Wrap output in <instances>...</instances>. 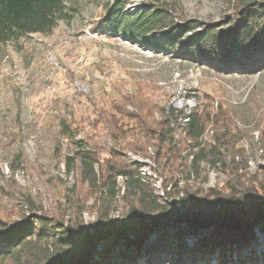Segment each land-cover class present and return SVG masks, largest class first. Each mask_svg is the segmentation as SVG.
I'll return each mask as SVG.
<instances>
[{"label": "trees", "instance_id": "1", "mask_svg": "<svg viewBox=\"0 0 264 264\" xmlns=\"http://www.w3.org/2000/svg\"><path fill=\"white\" fill-rule=\"evenodd\" d=\"M67 2L0 0V47L29 35L51 34L60 22L72 18ZM128 3L115 0L107 11L104 26L113 34L221 73L264 71V0H229L232 14L217 25L197 20L178 24L163 6L130 14L124 11ZM94 112L90 146L85 139L75 140L79 128L66 118L60 120V130L76 147L74 156L68 158L69 167L78 160L82 183L101 192L96 233H84L82 223L65 228L60 220L44 217L33 216L26 226L0 220V264H264V240H258L254 231L260 225L264 236V182L251 180L245 185L237 178L206 194H194L185 215L190 224L185 226L181 216L162 204L142 180L140 165L130 163L124 153L147 157L151 148L166 186L176 187L179 173L190 168L197 172L204 160L213 165L221 162L227 168L224 151H233L242 133L230 109L223 104L217 111L210 106L194 109L179 139L172 123L182 113L159 108L141 85L112 100L108 109L96 107ZM211 124L213 144L201 147L200 140ZM258 128L264 146V116ZM99 130L113 142L106 157ZM189 146L198 149L191 152L188 166ZM119 177H123L126 209L119 221H113L110 214L121 192ZM192 233L197 236L190 239ZM130 235L137 241L130 240Z\"/></svg>", "mask_w": 264, "mask_h": 264}, {"label": "rangeland", "instance_id": "2", "mask_svg": "<svg viewBox=\"0 0 264 264\" xmlns=\"http://www.w3.org/2000/svg\"><path fill=\"white\" fill-rule=\"evenodd\" d=\"M114 3L68 0L72 18L60 22L51 34L29 35L0 47L1 221L26 226L34 216L60 220L65 228L82 223L84 233L96 229L101 192L82 183L78 160L69 167L68 158L76 147L61 134L60 120L66 118L77 126L80 133L75 140L85 139L90 146L95 108L108 109L112 100L133 93L139 85L159 108L168 111L175 100L193 97L197 101L193 110L210 106L217 111L223 104L234 113V125L242 132L234 150L224 151L229 168L204 160L197 172L190 168L179 173L176 187L164 184L172 187L167 197L180 212L187 213L194 194H206L237 178L245 185L251 180L264 182V146L258 128L264 116V71L221 73L113 34L103 20ZM150 6L168 8L178 24L197 20L217 25L232 14L229 0H129L124 11L136 14ZM156 117L160 118L159 111ZM98 135L106 157L113 142L103 130ZM213 140L211 124L201 147ZM156 166L164 179L162 168ZM117 182L121 192L111 215L121 217L126 209L123 177ZM260 228L256 224L254 231L263 241ZM196 236L192 233L190 239Z\"/></svg>", "mask_w": 264, "mask_h": 264}, {"label": "bare ground", "instance_id": "3", "mask_svg": "<svg viewBox=\"0 0 264 264\" xmlns=\"http://www.w3.org/2000/svg\"><path fill=\"white\" fill-rule=\"evenodd\" d=\"M196 102L194 97L185 101L179 99L173 102V106H174L173 109L175 111L182 113L176 119V121L172 123V126L175 129L176 139H179L185 126L190 122L191 114H192L191 112L193 108L196 107ZM189 147H190L189 148L190 155L188 157H189V163L191 164L193 160V155L191 154V152L196 151L198 148H194L195 146L194 147L189 146ZM126 158L130 163L140 165V177L142 178V180L151 186V188L154 190L155 194L160 200L168 201L169 199L167 197V192L170 191L172 187L166 188L164 186L165 184L164 179L163 177L160 176L161 170L157 168L156 162L154 160V151L151 148H149V156L147 157L139 156L137 154H134L133 152H126Z\"/></svg>", "mask_w": 264, "mask_h": 264}, {"label": "water", "instance_id": "4", "mask_svg": "<svg viewBox=\"0 0 264 264\" xmlns=\"http://www.w3.org/2000/svg\"><path fill=\"white\" fill-rule=\"evenodd\" d=\"M164 204H165V205H167V204L173 205L172 208H173V210H174L176 213H178V214L181 216V218H182V223H184V224L187 223L188 225L190 224V222L185 218V215H186V214L180 212V211L177 209V204L175 205V203L171 202L170 200H169L168 202H165ZM188 208H189V206H188ZM112 218H113V219H112ZM120 218H121L120 215L112 216V215L110 214V219H111V220L119 221ZM202 228H209V226H202ZM96 231H97V228H96V229H94V228H89V231H88L86 234H88V235H93V234L96 233ZM129 239L132 240V241H137L134 235H130V236H129Z\"/></svg>", "mask_w": 264, "mask_h": 264}]
</instances>
